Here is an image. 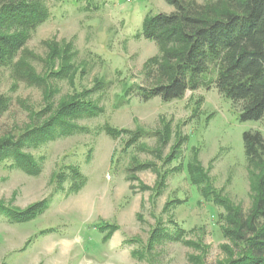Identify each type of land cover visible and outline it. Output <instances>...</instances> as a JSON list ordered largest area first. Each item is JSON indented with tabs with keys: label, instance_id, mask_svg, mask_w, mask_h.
<instances>
[{
	"label": "rangeland",
	"instance_id": "1",
	"mask_svg": "<svg viewBox=\"0 0 264 264\" xmlns=\"http://www.w3.org/2000/svg\"><path fill=\"white\" fill-rule=\"evenodd\" d=\"M41 2L48 17L31 32L14 64L0 66V97L7 103L0 112V139H17L47 118L50 112L42 111L49 94L61 102L77 93L98 110L76 119L78 128L71 133L25 146L39 164L37 175L10 167L12 158L0 163V204L25 210L47 202L43 212L24 222L0 213V264H226L234 249L224 234L226 210L201 197L187 165L197 160L219 197L246 214L258 171L247 165L242 134L260 130L264 135V122L240 121L238 104L213 83L167 102L142 96L139 87L156 84L155 67L145 62L159 55V47L142 36L141 26L148 14L173 11L165 0ZM27 69L44 82L23 80ZM166 123L169 133L162 135ZM105 125L127 133L113 137ZM139 128L144 132L129 145ZM177 135L180 154L168 161ZM133 159L151 166L132 170ZM71 166L85 177L83 185L69 191L73 180L66 179L58 190L55 172L69 175ZM158 170L167 172L166 186L152 201ZM133 173L138 180L129 178ZM168 199L181 203L163 212ZM159 216L169 228L174 225L168 219L181 227L187 243L165 240L150 246ZM101 223L115 226L105 241L97 229ZM138 247L143 251L135 255Z\"/></svg>",
	"mask_w": 264,
	"mask_h": 264
},
{
	"label": "trees",
	"instance_id": "2",
	"mask_svg": "<svg viewBox=\"0 0 264 264\" xmlns=\"http://www.w3.org/2000/svg\"><path fill=\"white\" fill-rule=\"evenodd\" d=\"M165 1L173 7V11L148 14L141 26L142 36L154 40L159 47V55L145 62V67L154 65L156 84L150 88L139 87L142 96L145 99L158 96L167 102L181 98L187 90L209 87L213 83L224 97L238 104L240 121L264 122V0H221L214 4H200L195 0ZM47 17L48 11L41 0H0V66L14 64L31 32ZM62 59L60 62H63ZM67 66L70 67L69 62L61 71L65 72ZM23 80L36 84L44 82L30 69L25 72ZM5 100L0 97V112L7 106ZM45 107L42 113L48 110L50 114L40 124L32 123L17 139L13 136L0 139V163L12 158L10 167L28 175H37L39 164L30 152L24 151L25 146L37 147L56 135L71 133L78 128L76 119L94 115L98 110L97 105L80 100L77 93L61 102L50 100L49 94ZM37 114L38 111L33 113ZM168 124L166 133L162 135L169 133ZM105 131L113 137L127 133L125 129L110 125H105ZM141 132L144 130H137L130 137L129 145L138 140ZM177 136L178 139L170 146L168 161L180 154L181 138ZM163 139L162 144H165L167 138ZM242 139L247 165L258 171L253 185V202L246 214L219 197L197 160L188 163L187 175L204 200L222 205L226 210L228 229L224 230V234L234 247L230 248L226 264H264V135L260 130H249L243 132ZM131 163H134L132 170H144L151 166L150 162L137 159ZM69 169V175L62 170L55 172L53 178L58 181V190H63L66 179L73 180L69 191H77L83 185L85 177L79 168L71 166ZM166 177V171H157V180L151 187L152 201L165 188ZM129 178L138 180L134 173ZM140 187L149 189L141 184ZM46 203V200L36 202L25 210L0 204V213L10 221L24 222L43 212ZM179 203V199H168L162 211L168 212ZM166 221L173 223V228H169L161 216L157 217L149 245L165 240L187 243L184 230L171 219ZM97 227L104 233L103 241L115 229L114 225L104 223ZM142 251L143 248L138 247L133 253L140 255Z\"/></svg>",
	"mask_w": 264,
	"mask_h": 264
}]
</instances>
